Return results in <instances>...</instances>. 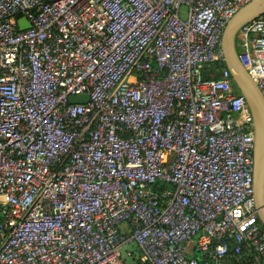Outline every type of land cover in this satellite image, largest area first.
Returning a JSON list of instances; mask_svg holds the SVG:
<instances>
[{"label": "built area", "instance_id": "obj_1", "mask_svg": "<svg viewBox=\"0 0 264 264\" xmlns=\"http://www.w3.org/2000/svg\"><path fill=\"white\" fill-rule=\"evenodd\" d=\"M247 1L0 0V264H264ZM235 37L264 98V11Z\"/></svg>", "mask_w": 264, "mask_h": 264}, {"label": "water", "instance_id": "obj_2", "mask_svg": "<svg viewBox=\"0 0 264 264\" xmlns=\"http://www.w3.org/2000/svg\"><path fill=\"white\" fill-rule=\"evenodd\" d=\"M264 11V0H248L226 21L220 36L222 60L219 62L229 70L233 85L246 99L253 115L254 144L252 148V181L254 206L259 223L264 227V98L239 63L234 37L239 25ZM28 26L23 16L18 18V27ZM71 102H84L86 93L71 94ZM134 264H139L136 261Z\"/></svg>", "mask_w": 264, "mask_h": 264}, {"label": "rangeland", "instance_id": "obj_3", "mask_svg": "<svg viewBox=\"0 0 264 264\" xmlns=\"http://www.w3.org/2000/svg\"><path fill=\"white\" fill-rule=\"evenodd\" d=\"M122 228H125L123 224ZM129 252V254L126 253ZM138 249L135 242L132 239H129L123 246L120 247V255L125 264H131L134 262L133 258L137 255Z\"/></svg>", "mask_w": 264, "mask_h": 264}, {"label": "trees", "instance_id": "obj_4", "mask_svg": "<svg viewBox=\"0 0 264 264\" xmlns=\"http://www.w3.org/2000/svg\"><path fill=\"white\" fill-rule=\"evenodd\" d=\"M221 65H223V64H221ZM216 66H219L218 65V63L216 62ZM233 84V83H232ZM234 86V85H233ZM235 87V86H234ZM236 89V88H235ZM237 90V89H236ZM238 91V90H237ZM139 251H138V253H137V255L133 258V260H134V262L132 261V263L131 264H134L136 261H138L139 262V264H144L141 260H140V258H139ZM122 264H125L124 263V261L122 262Z\"/></svg>", "mask_w": 264, "mask_h": 264}, {"label": "flooded vegetation", "instance_id": "obj_5", "mask_svg": "<svg viewBox=\"0 0 264 264\" xmlns=\"http://www.w3.org/2000/svg\"><path fill=\"white\" fill-rule=\"evenodd\" d=\"M234 45H235V48L237 49L236 37H234Z\"/></svg>", "mask_w": 264, "mask_h": 264}]
</instances>
